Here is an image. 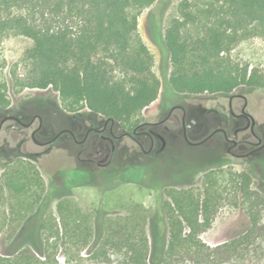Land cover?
Listing matches in <instances>:
<instances>
[{"label":"trees","instance_id":"trees-1","mask_svg":"<svg viewBox=\"0 0 264 264\" xmlns=\"http://www.w3.org/2000/svg\"><path fill=\"white\" fill-rule=\"evenodd\" d=\"M158 2L0 0V39L33 41L24 55L28 70L16 85L52 87L69 113L88 109L133 127L162 92L154 55L139 30L142 12ZM256 36L264 40V0H182L163 35L172 64L167 89L188 95L228 94L242 86L264 90V72L230 55ZM2 69L0 59V108H6L11 100ZM222 171L207 173L199 189H166L159 224L140 203L115 216L96 211L92 220L65 196L55 212L36 219L42 202L51 201L45 178L30 158L13 159L0 178V234L6 240L0 264H44L66 238L87 247L92 258L108 259L114 249L122 264L264 263V190L252 187L247 172L231 173V180L246 203L248 228L214 245L201 237L222 200Z\"/></svg>","mask_w":264,"mask_h":264},{"label":"rangeland","instance_id":"rangeland-1","mask_svg":"<svg viewBox=\"0 0 264 264\" xmlns=\"http://www.w3.org/2000/svg\"><path fill=\"white\" fill-rule=\"evenodd\" d=\"M181 1L182 0H160V2L154 6L145 9L139 17L140 34L154 55V70L162 81V91L167 88L166 81L172 69V64L163 42V35L170 21L178 15V6ZM190 1L193 3H203L207 0ZM156 22L159 25L158 28L156 27ZM32 43L33 41L30 38L20 35H6L0 39V59L3 63L2 76L8 84V95L12 102L13 110L19 109L23 102L37 98L47 99L49 101V107H51L52 104L61 105L58 93L52 87L39 89L29 87L22 88L16 85V77L25 76L28 70L24 55L26 50L32 46ZM230 55L236 62L248 64L250 70L257 68L264 72L263 38L256 36L241 41L234 47ZM237 89L249 96L252 109L257 113L258 118L262 120L264 118V90L247 88L244 86ZM206 97H208L207 102L210 105L215 104L219 99L225 101V99L220 98V94H206ZM157 100L144 109L143 113L147 112L149 114L153 112ZM190 100L200 102L201 98L194 95ZM43 109L48 111L45 107L41 108L42 111H44ZM83 112H86L90 116H98V114L88 109L83 110ZM7 116L8 115L4 114L2 109H0V127ZM198 120V117H194L190 120L192 128H194ZM25 123L30 124V122ZM51 124L52 123H47L45 125L46 130H50L53 127ZM30 131L31 130H28L27 132ZM16 132V136L10 137L9 139V147L2 146V136H0V178L5 171L4 164L10 159L12 160L13 158H18L25 154H35L36 152L44 150L43 147L36 144L34 139L32 141L29 138L20 151H17L19 140L25 136L26 130L24 127L16 125ZM4 133L5 131L2 130L1 135H4ZM45 137L47 136L43 138ZM35 139L40 141L41 138L37 135ZM86 146L87 144L84 146H76L75 144L59 140L50 152L28 158L33 160L40 167L46 184L50 189L49 192L51 193L52 184L58 185L60 189L62 188L64 180L66 183L69 182L67 187H71L69 186L70 183L73 184L76 182V179H83V171L77 173L74 168L78 164L77 154L79 150ZM211 147V142L200 146H189L178 142L173 145L172 148L173 151L178 153L182 158L204 161L213 158L210 152ZM85 156V153L81 155V157ZM182 164L183 161L177 157L171 158L163 155L152 159L148 163L136 165L133 168L117 172V174H112L110 178L100 182L103 186H112L114 181L119 182L123 178L131 177L136 180H144V185L149 184L150 187L130 182L120 185L115 191H102L98 184L94 182L67 189L64 192V196L70 197L86 215L88 214L92 218V220H94L96 211L100 212L102 210H107L108 216H115L118 213H123L126 207L140 203L149 211L150 215L156 213L155 216L159 224L161 212L158 210L161 208V203L165 195L161 194V196H158L159 194L155 192L151 185L158 190L168 182L181 180L187 174ZM256 170L264 180V165L257 164ZM239 171H242L241 167L232 166V168L227 170V175L219 182V192L222 194V200L219 204L212 227L201 234L203 240L208 244L214 245L227 241L244 232L250 224V218L246 211V203L231 180V173H238ZM189 174L190 173L187 175ZM202 176L203 173H198L194 179L196 183L194 187L196 189L202 187ZM258 183L259 180L254 181L252 187H256L259 185ZM57 201L58 199H54L51 203L47 204V206L42 203L36 219H42L49 211L55 212ZM153 222L154 225H156L155 219ZM148 232L150 233V228ZM150 239L152 241V235H150ZM5 245V234L2 233L0 234V250ZM87 250V247L83 244L76 245L75 242L66 238V243L57 250H52L50 252V258L46 259L44 264H122V256L114 249L108 250V259L104 256L92 258V256H89V251ZM236 264L246 263L241 261L238 263L236 262ZM252 264L264 263L256 262Z\"/></svg>","mask_w":264,"mask_h":264},{"label":"flooded vegetation","instance_id":"flooded-vegetation-1","mask_svg":"<svg viewBox=\"0 0 264 264\" xmlns=\"http://www.w3.org/2000/svg\"><path fill=\"white\" fill-rule=\"evenodd\" d=\"M206 94L195 95L201 98L200 102H196L190 100L194 95L163 89L153 112H144L143 118L133 127H125L115 119L102 115L90 116L83 111L69 113L61 105L52 104L49 107V101L43 98L23 102L17 110H13L11 102L6 108H0L8 115L0 127L2 146L9 147L10 137L17 134L16 125L26 130L25 136L19 140L17 151H20L29 138L44 148L35 154L23 155L25 157L48 153L59 140L76 146L87 144L79 150L78 164L74 168L77 173L83 171V179H76V182L69 184L71 187H67L69 182L66 183L63 179L62 188L52 184L51 193L47 186L46 197L51 198V201L44 200L42 203L45 204L63 198L67 189L94 182L102 191H115L120 185L130 182L150 187L149 184L144 185V180L131 177L114 181L112 186H103L100 182L110 178L112 174L148 163L163 155L181 159L186 173L190 174L179 181L168 182L158 190L151 185L158 196L162 194L166 198V189L194 187V179L198 173H203V184L205 175L210 171L227 172L232 166L241 167L242 171L239 173H249L253 183L259 180V185L253 188L264 190V180L256 170L257 164L264 165V118H258L251 107L249 96L238 89L220 94V98L225 101L219 99L211 105L207 102ZM43 107L48 111H42ZM194 117L199 120L192 128L190 120ZM47 123L53 125L50 130L45 128ZM2 130L5 131L4 135H1ZM28 130L31 131L27 132ZM37 135L41 138L40 141L35 139ZM44 136L47 137L43 138ZM178 142L189 146L211 142L210 152L213 158L204 161L182 158L172 148ZM84 153L86 156L81 157Z\"/></svg>","mask_w":264,"mask_h":264}]
</instances>
